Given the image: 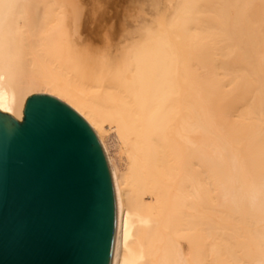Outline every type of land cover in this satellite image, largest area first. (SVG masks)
Here are the masks:
<instances>
[{"label": "bare ground", "instance_id": "bare-ground-1", "mask_svg": "<svg viewBox=\"0 0 264 264\" xmlns=\"http://www.w3.org/2000/svg\"><path fill=\"white\" fill-rule=\"evenodd\" d=\"M35 93L103 150L111 264H264V0H0V111Z\"/></svg>", "mask_w": 264, "mask_h": 264}, {"label": "water", "instance_id": "water-1", "mask_svg": "<svg viewBox=\"0 0 264 264\" xmlns=\"http://www.w3.org/2000/svg\"><path fill=\"white\" fill-rule=\"evenodd\" d=\"M115 199L103 150L72 108L29 95L0 111V264H111Z\"/></svg>", "mask_w": 264, "mask_h": 264}]
</instances>
